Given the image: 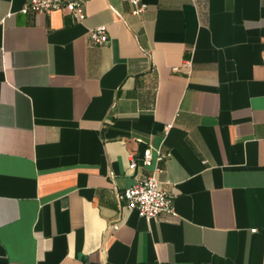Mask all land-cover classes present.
<instances>
[{"label": "crops", "instance_id": "0c3cea01", "mask_svg": "<svg viewBox=\"0 0 264 264\" xmlns=\"http://www.w3.org/2000/svg\"><path fill=\"white\" fill-rule=\"evenodd\" d=\"M29 1L0 0V264H264V0ZM149 145L151 221L118 198Z\"/></svg>", "mask_w": 264, "mask_h": 264}, {"label": "built area", "instance_id": "2783aa9c", "mask_svg": "<svg viewBox=\"0 0 264 264\" xmlns=\"http://www.w3.org/2000/svg\"><path fill=\"white\" fill-rule=\"evenodd\" d=\"M90 0H30L22 9V12L51 13L55 10H64L74 14L77 20L82 21L87 16L86 7ZM134 6L133 13L141 14L146 9L144 0H127ZM106 25H99L90 30L89 38L91 44H104L108 41ZM138 141H142L138 139ZM169 153L155 149L149 145L143 153L142 166L147 170L142 177H138L130 186L119 192L120 202L124 207L136 211L139 216L148 221L156 219L162 213H174V196L166 189L160 175L164 168L160 162L165 160ZM138 162L132 160V169L138 167ZM119 223L112 225L114 230L119 228Z\"/></svg>", "mask_w": 264, "mask_h": 264}]
</instances>
